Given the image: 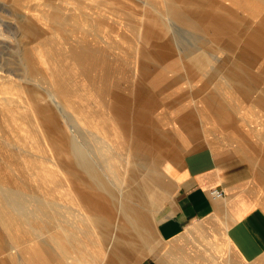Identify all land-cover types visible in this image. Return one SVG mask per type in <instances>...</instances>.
Wrapping results in <instances>:
<instances>
[{"label": "rangeland", "instance_id": "374dc122", "mask_svg": "<svg viewBox=\"0 0 264 264\" xmlns=\"http://www.w3.org/2000/svg\"><path fill=\"white\" fill-rule=\"evenodd\" d=\"M157 1L0 0V179L5 182L4 185L0 184V239L4 243L0 245V264H38L32 257L35 254L43 256L46 260L44 264H119L118 260H124L123 263L126 264L125 260L130 259L131 253L134 259L130 263L139 264L148 248L157 243L155 237L157 221L168 215L171 210L178 191L184 157L187 154L208 149L220 156L241 157L254 169H257L264 161V117L257 118L256 115H251L249 119H243L241 113H233L232 116H226L230 117L231 123L225 126L218 122L219 117L222 119L224 117L216 114L218 105H206L199 102L194 104L191 100V95H194L199 101L200 98L196 95L201 89H205V93L223 94L231 104L239 98L243 103L241 106L250 110L254 107L252 101L264 98V68H261L264 64V51L262 52L260 47L261 52L258 53L256 44L250 47L244 44L242 46L237 40L240 32L264 17V0L257 3L255 10L248 7L247 0H218L236 16L235 36L230 38L228 35L227 39H211V42L206 43L204 40L197 42V38L193 39L192 35L184 29L163 17V6L158 5ZM141 11L144 16L162 19L175 43L171 44V48L164 47L168 61L173 63L175 70L173 69V73H169L164 83L157 88L153 113V119L159 117L156 122L167 129V134L174 139L173 147L170 146L159 153L162 157L160 170L164 173L163 178L160 174L157 178L153 172L150 173L147 165L152 163L151 160L139 165L135 164L125 173L123 161L116 167L119 177H115L116 180L109 177L112 173L110 172L109 175L103 170V166L107 168V161L101 155L103 145L83 124L86 120L83 118L84 107L88 99L79 104V110L75 102L74 106L68 107L69 104L63 100L62 103L65 106L61 105L63 112L59 113L57 110L61 120L68 127L67 130L83 128L79 131L78 139L70 141V151L85 166L87 174H90L94 180L99 179L101 183H105L99 190L103 194L109 192L110 203L113 202L119 207L122 201L140 200L137 207L149 211L150 228L147 229V233H141L147 247L140 249V253L139 247L143 244L137 240L139 244L135 253H133L135 245L123 247L120 252H116L114 249L118 241L115 240L114 226L110 227L108 222L99 223L102 222L100 220L97 222L100 224L98 228L100 231L97 230L96 224H93L95 237L92 233L83 234L81 229L84 226L79 223L80 216H73L68 214L65 208H60L63 206L62 201L56 199V206L52 210L51 203L46 200L49 197L42 199L39 193H33L29 189H26L29 193L18 195L17 186L8 171V166L19 165L17 162H20L22 158L37 161L39 164L43 163L42 165L48 164L44 159L41 146V142H44L29 123L31 115L34 117L30 103L34 94L37 93L42 96L40 103L50 101L51 95L56 96L61 93L62 49H70L81 43H90L107 49L111 55L127 54L128 51L133 50L137 42L134 20L138 18V12ZM31 33H34V36L28 35ZM203 42L205 45L201 47ZM150 45L151 43H142L141 47L138 46L139 50L136 53L139 54L140 51L145 50L148 58H153L147 50L154 48ZM197 45L198 49H196ZM200 47L207 50L201 56ZM262 47L264 49V45ZM247 56L254 58V60L251 59L253 66L249 71H253L252 74L261 73V75L243 76L244 68L238 65V62L244 63ZM149 59L145 62H150ZM193 59L204 61L201 71L191 64ZM174 61L178 63V66L174 64ZM181 62L185 65L179 64ZM231 62L236 65L232 66ZM231 73L235 74L236 78L240 77L242 81H248L249 84L244 86V89L252 88L255 92L252 98H246V95L241 96V91L237 89L241 86L227 79L226 75L231 76ZM123 90L130 94V85ZM223 95H219V101L224 105V109L228 110L230 107ZM76 100L79 102V98ZM106 102L107 111L112 108L111 104L126 109H129L131 105L128 101L119 102L115 97H109ZM261 108L264 115V103ZM193 111L201 114L203 119L193 120L194 125L191 124V126L196 129V133L189 136L176 124L180 118ZM117 126L121 127L120 124ZM24 141H27V146ZM79 143L89 147V150L94 153L89 155L84 148H81V153L78 152ZM149 152L151 156L153 154V159L155 157L153 149ZM28 172L31 173V171ZM83 174L82 176L86 177V174ZM129 175L133 177L131 181L128 179ZM32 177L34 180H29L27 187L34 190L38 183L35 176ZM155 177L157 183H154ZM47 185L48 190L53 187L51 184ZM130 185L131 188L134 187L141 192V194L137 192L135 199L132 197L135 191L128 193L127 187ZM85 192L89 193L90 189H85ZM87 216L91 215L87 214ZM15 225L19 227L18 230ZM19 234H23L25 239L21 244L17 239ZM133 237L126 236L125 239L135 241L136 233ZM92 238H95L97 242L94 243ZM81 239L86 245L81 244ZM108 253L110 254L106 260ZM118 254L120 255L117 259Z\"/></svg>", "mask_w": 264, "mask_h": 264}, {"label": "bare ground", "instance_id": "6f19581e", "mask_svg": "<svg viewBox=\"0 0 264 264\" xmlns=\"http://www.w3.org/2000/svg\"><path fill=\"white\" fill-rule=\"evenodd\" d=\"M246 2L251 10H255V6L261 1L247 0ZM157 4L163 6V17H166L168 21H172L174 25H178L184 29V31L192 35L193 39L197 38V42L198 40H204L206 43L211 42V39H227L228 35L230 38L235 36L234 27L237 23L236 16L232 11L222 6L218 0H202V2L201 0H158ZM207 6L209 8H207ZM109 11L111 10L109 9ZM137 16L138 18L134 20L136 23L134 26L136 29L135 36L137 42L133 50L128 51L127 54L111 55L107 49L96 47L90 43H81L70 49H62L61 93L56 96L51 95L49 97L50 101L48 100L45 103L39 102L42 96L37 93L36 95L34 94L32 98L33 101L31 100L30 103L34 117L31 115L29 123L30 126L39 133L40 139L44 142H41V146L43 147L44 159L48 164L42 165L43 163L39 164L37 161L22 158L19 160L20 162H17L19 165L16 166V164H11L8 166V171L12 175L13 181H15V186H17L18 192L16 193H18V195L22 196L29 193L26 191V189H29L33 191V193H39L42 199L49 197V199L46 200L51 203L50 208L52 210L56 206V199L57 201H62L63 206L60 208L68 210L66 211L68 214L80 216L79 223L81 226H84L81 229L83 234H93V224H96L97 230L100 231V229H98L100 224L97 223L100 220L102 222L99 223L108 222V225H110V227L114 226L116 231L115 240L118 241V244L117 246L115 245L114 251L120 252L123 247L135 245V247H133V253H135L138 248V235L141 236L143 232L147 233V229L150 228L151 220L149 221L148 217L149 211L137 207V203L140 200L135 202L122 201L119 203V207L113 202L110 203L109 192H104L103 194L99 190L105 183H101L99 179H96V182L90 174H87L84 168L85 166L80 163L79 158H75L70 151V141H75L76 138L78 139L79 131L83 130V128L77 127L74 130H67L68 127L61 120L59 113L63 112L61 105L65 107L62 103L63 100L69 104L68 107H70V105L74 106L75 102V104H78L79 110V104L85 99H88L84 107L83 118L86 120L83 121V124L92 131L95 139L103 145L101 148V155L104 156L107 161V168L101 163L100 165L103 166V170H105L106 173H109V175L110 172L112 173L109 177L114 179L115 177H119L116 167L120 163H123V161V172L125 173L127 169L130 170L135 164L139 165L151 160L152 163L147 165L150 173L153 172V174L157 175V178H159L160 174L163 178L164 173L160 170L162 157L159 153L168 149L170 146L173 147L174 139L167 134V129L162 127L159 122H156L159 117L153 119V113L156 92L158 91L157 88L164 83L167 75L169 76V73H173L172 70H175V67L172 65L173 63H169L168 61L164 47L171 48V44L175 43L171 39L170 31L167 29L162 19L161 21L158 18L152 19L148 15L144 16L142 11L138 12ZM28 35L34 36V33ZM237 40L239 45L244 44L250 47L256 44V48H258L256 52H261L260 47L263 52L264 17L258 22L248 26L243 32H240V37H238ZM204 42L201 44V47H203ZM142 43H151L150 47H154L147 49L148 52L153 55V58L149 59L144 52L145 50L140 51L139 54L136 53V51L139 50L138 46L141 47ZM201 47L200 49H202ZM198 48L199 46L197 45L196 49ZM206 52V49H202L200 56L204 55ZM147 59H149L150 62H145ZM251 59L254 60L253 56H247L244 59V61L246 60L244 63L238 62V65H242L244 68V77H249V75L253 73V71H249L253 66ZM150 63H152V65ZM174 64L178 66V63L175 61ZM179 64L185 65V63L182 62ZM191 64L196 67L197 70L201 71L205 63L203 60L197 61L193 59ZM230 64L233 66L234 62ZM234 65H236V63ZM261 68H264V64L261 65ZM254 74L252 75H261V73L257 74V72H254ZM226 76L229 81L235 83L237 86H241L237 89L241 91V93H239L242 97L244 95H246V98L253 97L255 92H253L252 88L246 87L244 89V86L249 84L247 83L248 81H242L240 77L236 78L233 73H231V76ZM127 85H130V94H127L126 91L123 90L125 87H128ZM199 92L200 93L196 95L200 98L199 101H197L194 95H191V100L194 101V104L199 102L206 105H218L216 114L218 116H224L223 119L219 117L218 122H221V124L225 126L231 123L229 120L230 117L226 116H232L233 113H241L243 119H249L251 115H256L257 118L264 117L261 108L264 103V98L256 99L257 101L254 102L252 101L254 107L248 110L241 106L243 103L241 99L237 97L234 104H231L225 96L219 92H216V94L205 93V89H201ZM219 95L224 96V100L230 107L228 110H225L224 105L220 103ZM109 97H115L119 102H130V108L126 109L125 107L111 104L110 107L112 108H109L107 111L105 108H107L108 103L106 101ZM76 98H79V102ZM105 102L107 103L106 105ZM198 114V112L196 113V111H193L180 118L177 121V127H181L189 136L194 135L196 129L191 126L193 120L195 118L199 120L203 119L201 114H199L200 117ZM31 123L33 125H31ZM117 124H120L121 127L117 126ZM143 142L148 145H145ZM24 144L27 146V141H24ZM81 148H84L89 155L94 153L89 150V147L79 143L78 152L80 153ZM144 148L147 150L145 151ZM150 148L153 149L155 155L153 159V154L151 156L149 152L151 150ZM133 160L135 161L134 163L132 162ZM31 162L34 163L31 164ZM261 165L264 166V161ZM28 166H30V168ZM33 169L35 171H33ZM28 171H31V173ZM83 173L86 174V177L82 176ZM32 176H35L38 183L37 188L34 190L27 187L29 180H34ZM121 178L122 176L120 175V179ZM132 178L130 175L128 176L130 181ZM153 180L154 183H157L156 177ZM152 181L151 183H153ZM4 183L5 182L0 179V184L4 185ZM47 184H51L53 187L48 190L49 187ZM124 184L126 185L127 182ZM87 188L90 189L89 193L85 192ZM80 189L82 190L80 191ZM127 189L128 193H131L132 190L135 191L132 194L134 199L137 192L141 194V192L137 191L138 189L134 187L131 188V185L128 186ZM125 192L127 193L126 190ZM87 214L91 216L89 217ZM90 220L93 221L90 222ZM16 229L18 230L19 227L17 228L16 226ZM134 233H136L135 241L125 239L126 236L133 237ZM101 234H103L102 231ZM93 236L95 237V234H93ZM86 238L88 237L86 236ZM17 239L20 240L19 244L25 241L23 234L17 235ZM62 239L63 238H61V241H63ZM139 239L143 240V235ZM57 241L61 242L59 240ZM92 241H95V238H92ZM96 242L97 240L94 243ZM81 244L83 246L86 245L82 239ZM0 245H4L2 239H0ZM97 253H99V251H97ZM109 254L110 253L106 256V260H108ZM29 255L32 256L31 254ZM32 257L38 264H44L46 261L41 254H35ZM133 259L134 256L131 253L130 259L125 260L126 264H131L130 262Z\"/></svg>", "mask_w": 264, "mask_h": 264}, {"label": "crops", "instance_id": "0c3cea01", "mask_svg": "<svg viewBox=\"0 0 264 264\" xmlns=\"http://www.w3.org/2000/svg\"><path fill=\"white\" fill-rule=\"evenodd\" d=\"M261 164L208 149L187 154L171 210L157 221V243L139 264H264ZM214 189L223 195L212 197ZM140 237L139 250L147 247Z\"/></svg>", "mask_w": 264, "mask_h": 264}, {"label": "built area", "instance_id": "2783aa9c", "mask_svg": "<svg viewBox=\"0 0 264 264\" xmlns=\"http://www.w3.org/2000/svg\"><path fill=\"white\" fill-rule=\"evenodd\" d=\"M210 195L214 198H219L223 195V192L221 190L214 189L210 191Z\"/></svg>", "mask_w": 264, "mask_h": 264}]
</instances>
